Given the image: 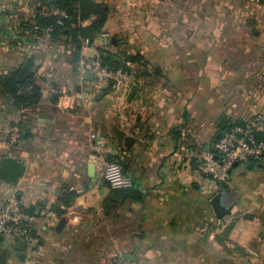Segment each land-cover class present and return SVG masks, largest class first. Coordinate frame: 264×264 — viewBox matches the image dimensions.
<instances>
[{"label":"crops","instance_id":"crops-1","mask_svg":"<svg viewBox=\"0 0 264 264\" xmlns=\"http://www.w3.org/2000/svg\"><path fill=\"white\" fill-rule=\"evenodd\" d=\"M93 1L107 18L74 71L65 37L48 41L23 28L38 0H0V75L34 53L41 91L36 107L20 110L0 96V163L12 156L25 164L17 182L0 178V205L15 197L32 216L38 264H264V152L231 170L224 189L235 200L221 218L210 204L220 187L196 169L215 147L223 114L228 123L264 116V0ZM99 48L141 56L125 86L83 68ZM112 126L133 138L128 148L116 144ZM91 134L104 146L95 148ZM108 154L142 199L104 207L100 163ZM71 191L72 201L60 204ZM229 224L230 252L215 238ZM86 231H94L90 240L76 238ZM17 242L0 237L6 264H23Z\"/></svg>","mask_w":264,"mask_h":264},{"label":"trees","instance_id":"trees-1","mask_svg":"<svg viewBox=\"0 0 264 264\" xmlns=\"http://www.w3.org/2000/svg\"><path fill=\"white\" fill-rule=\"evenodd\" d=\"M50 8H57L67 13V18L61 19V24L57 23L58 16L49 13ZM108 10L102 3H97L93 0H38V4L34 10V16L31 21L23 23L24 29H31L38 36L42 35L47 28H51L48 41L58 40L60 37H65V42L70 45L69 63L74 71L77 70L78 62L81 58V49L84 46L92 44L96 35L104 27ZM93 17L88 25H82V21ZM98 54L101 58V63L111 70L122 69L131 76L130 63L141 61V56L138 54L125 55L123 58H115V56L99 48ZM19 68L8 71L0 75V96H2L9 106L14 110H20L29 107H36L40 98V87L33 81L32 76L26 79L17 80ZM112 86L113 82L109 81ZM21 126V122L17 123ZM256 138L264 142V130L256 133ZM109 160L116 161L119 165L116 155L108 154ZM123 171V170H122ZM226 182V181H225ZM225 182L219 183L220 188H225ZM76 193L62 192L59 202L62 205H68L75 197ZM144 194L138 187L132 186L127 189H111L103 199V205L106 208H114L116 205L127 199L140 200ZM56 213L62 214L61 208L54 209ZM249 216H246V218ZM232 229V224L227 225L222 232L216 234V241L224 247L228 252L231 250L225 245L228 241V235ZM234 249L246 255L244 249L237 244Z\"/></svg>","mask_w":264,"mask_h":264},{"label":"built area","instance_id":"built-area-1","mask_svg":"<svg viewBox=\"0 0 264 264\" xmlns=\"http://www.w3.org/2000/svg\"><path fill=\"white\" fill-rule=\"evenodd\" d=\"M50 14L57 15L58 24L62 18H67L65 11L50 8ZM51 28L46 29L49 35ZM103 33V36H107ZM83 68L100 81H112L114 86H125L128 75L122 69L111 70L101 63L100 55L83 63ZM264 130V116H255L244 120L228 123L216 139L214 152L206 151L196 162V169L208 177L215 185L228 180L233 163L238 164L258 161L264 152V142L256 138V133ZM16 136H13V139ZM95 148L104 146L105 140L91 134ZM216 155V159H214ZM101 175L111 189H127L132 186V178L122 171L121 166L107 155L101 159ZM32 216L23 208L21 203L11 197L0 205V237L12 236L25 243L23 264H38L36 253V238L31 233Z\"/></svg>","mask_w":264,"mask_h":264},{"label":"water","instance_id":"water-1","mask_svg":"<svg viewBox=\"0 0 264 264\" xmlns=\"http://www.w3.org/2000/svg\"><path fill=\"white\" fill-rule=\"evenodd\" d=\"M35 64V54H29L24 62L22 63L21 67L19 68L17 74V80L22 81L26 79L28 76L31 75ZM135 86L133 85L129 92H128V99L131 98L134 92ZM100 95V94H99ZM228 125L227 115L223 114L217 125L216 128L218 130L217 138L219 137L222 130H224ZM111 133L113 135L116 144L121 146L124 145L126 148L129 147L130 142L133 141V138L127 136L123 130H120L116 126L111 127ZM211 151L214 152V147L211 148ZM214 159H216V155H214ZM252 165V164H249ZM238 166L237 162L233 163V167ZM25 173V164L18 158L12 156H4L1 159L0 163V178L7 183H15L19 178H21ZM94 175V164L90 162L88 164V177L91 182L95 179ZM234 194L230 193L228 190L224 188H219L218 191L212 197L210 204L211 207L216 214L217 217L221 218L229 213L231 206L234 203ZM66 220L64 218L60 219L59 226L62 225ZM16 250L19 253V256L22 257L24 255L25 250V243L23 240H18L16 245ZM9 252L2 248L0 250V264H6V260L8 257Z\"/></svg>","mask_w":264,"mask_h":264},{"label":"rangeland","instance_id":"rangeland-1","mask_svg":"<svg viewBox=\"0 0 264 264\" xmlns=\"http://www.w3.org/2000/svg\"><path fill=\"white\" fill-rule=\"evenodd\" d=\"M100 218H99V216H96V217H93L92 219H91V222L93 221V222H97L98 220H99ZM93 232L94 231H86V234L85 235H82L81 233H78L77 235H76V238L78 239H84V238H86L87 240H90L91 239V237L94 235L93 234ZM2 237H4V238H8L9 236H2ZM90 238V239H89ZM79 249L80 250H83L82 249V247L80 246L79 247Z\"/></svg>","mask_w":264,"mask_h":264}]
</instances>
